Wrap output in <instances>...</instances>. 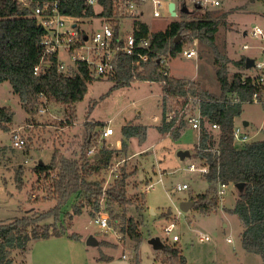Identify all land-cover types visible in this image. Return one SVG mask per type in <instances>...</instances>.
I'll use <instances>...</instances> for the list:
<instances>
[{"label":"rangeland","instance_id":"1","mask_svg":"<svg viewBox=\"0 0 264 264\" xmlns=\"http://www.w3.org/2000/svg\"><path fill=\"white\" fill-rule=\"evenodd\" d=\"M168 1L163 0L165 15L159 17L153 15L150 2L137 7L139 13L144 12L141 19L151 31L165 30L171 21L179 18V15H168ZM220 1L219 5H214L212 0H178L179 6L185 4L192 12L196 10L197 4L201 5L203 13L207 11L218 20L219 27L214 45L195 37L186 46L196 48L199 58L187 57L183 51L166 58L170 75L197 80L203 88L217 96L222 95L216 73L221 63H225L229 78L232 79L236 73H257L256 67L247 70L237 64L239 59L252 57L256 62L264 61V40L251 33L256 27L264 29V1ZM94 7L97 13L101 10L98 3ZM200 13L195 11L193 15ZM86 21L83 25L91 31L100 29L106 20L96 15ZM127 23L129 28L130 21ZM245 45L248 47L245 48ZM60 55L66 60L63 50ZM114 84L115 81L108 76H98L89 81L85 97L76 103V120L67 124L66 105L40 95L37 110L30 114L19 95L13 92L11 83L0 82V107L8 106L13 111L9 130L0 128V221L8 222L25 214L46 212L56 205L55 199H48L44 181H38V175L31 170L38 162H51L55 151L68 156L79 155L91 137L95 139L91 149L97 150L103 146L117 148L118 141L124 137L121 129L124 124L134 122L148 128L144 142H140L137 137L129 138L127 146L99 176L105 178L103 186L107 189L121 173L127 172V195L132 199L138 198L140 203L144 196L146 201L140 204L144 206L138 209L135 202L126 207L115 203L106 205L103 201L101 210L109 216V228H102L94 221L99 212L93 214L91 208L71 215L75 202L74 197H71L63 205L59 219L51 211L42 220L43 223L56 221L58 226L63 224L66 227L65 234L32 241L29 249L15 252L13 264H27L25 261L28 264H161L158 257L160 252L149 240L158 236L162 241L175 243L174 234L179 235L177 244L190 264H264L259 253L247 251L243 247L241 235L244 225L237 214L227 211L226 207L233 206L237 198V192L231 185L225 188L223 196L217 191L220 204L210 214L196 208L187 212L181 209L183 200L205 192L209 183L204 173L189 169L191 163L201 167L200 161L193 155L199 131L188 128L179 139H174L171 133H162L158 128L163 115L160 82L133 81L130 85L113 88ZM154 114L160 119L154 120ZM110 119L115 133L101 138L102 129ZM245 121H248V125H244ZM236 123L249 130L251 141L264 139V102H244ZM14 131L21 132L26 139V144L21 148L13 146ZM179 150H190L192 155L181 159ZM20 165L25 168L24 183L17 178L16 168ZM114 166L117 176L112 171ZM151 182L154 187L147 190L146 185ZM185 182L189 188H176L178 183ZM33 184L40 187L30 193ZM220 188L221 184L218 190ZM37 196L42 200L34 202ZM111 212L117 217L116 221L111 218ZM164 212H171L172 215L167 217ZM124 216H133L140 223L143 240L137 248L135 241L116 227L121 225ZM172 222H175V226L171 234L167 235L165 227ZM72 232L80 236L75 237L71 235ZM203 235H208L209 239L202 240ZM91 237L96 240L95 244L89 243ZM105 255L112 258L97 261L99 256Z\"/></svg>","mask_w":264,"mask_h":264},{"label":"trees","instance_id":"2","mask_svg":"<svg viewBox=\"0 0 264 264\" xmlns=\"http://www.w3.org/2000/svg\"><path fill=\"white\" fill-rule=\"evenodd\" d=\"M99 3L102 8L98 13L86 0H67L63 8L65 13L75 17L118 15L114 0H99ZM35 5L34 2L25 5L17 0H0V82L11 83L13 92L19 95L30 114L37 110L40 95L66 105V122L72 124L77 118L76 103L85 97L88 82L94 77L85 63H81L79 72L73 74L59 70L55 55L51 56V66L35 72L44 50L41 42L44 30L37 24L33 14ZM197 5L195 11H201L199 15L194 16L195 11H185L182 8L179 18L174 19L165 30L151 31L146 22L139 21L137 36H149L151 41V49L147 51L148 60L141 66H136L133 65L132 56L123 54L117 58L115 73L109 75V78L115 81L113 88L130 85L133 81L160 82L163 119L158 128L162 133H171L174 139H179L190 125L183 120L173 127L174 121L165 118L166 111L176 99L188 95L202 97L203 121L193 155L209 166V172L205 174L209 186L205 192L190 197L195 201L192 209H200L205 214L216 211L220 204L218 186L231 185L237 192V198L233 206L226 208L228 212L237 214L244 225L242 245L247 251L259 253L264 259V139L248 141L239 146L234 142L233 130L243 102L232 103L230 99L232 94L238 93L244 102L252 101V94L257 89L255 78L249 74L236 73L230 79L225 63H221L216 73L222 95L217 96L203 88L197 80L170 75L166 67V58L182 52L195 37L214 45L219 22L207 11L203 13L202 6ZM178 34H181V39L175 42ZM246 58L239 59L237 64L248 70ZM12 122V109L1 106L0 128L9 130ZM213 123L218 128H212ZM121 129L124 136L121 148L103 146L90 153L95 141L91 137L83 145L79 155L68 156L55 151L51 162H38L32 167V172L38 175L37 180L44 181L43 187L48 199H55L56 205L46 212L25 214L8 222L0 221V264H13L15 252L29 249L31 242L36 239L65 234L66 227L63 224L58 226L56 221L43 223L42 220L51 211L58 218L63 205L71 197L75 199L71 215L80 214L85 208H91L95 214L101 210L103 201L106 205L115 203L126 207L135 202L138 209L144 206L140 205L146 201L144 196L140 203L138 198L132 199L127 195V172L121 173L107 189L103 186L105 178L99 177L112 164L113 158L127 146L129 138L137 137L140 142H144L148 131L146 125L134 122L124 124ZM24 169L22 165L16 168L17 178L22 183ZM38 187L33 184L30 193ZM41 200L38 196L34 198V202ZM165 214L167 217L172 215L171 212ZM111 218L117 220L113 212ZM123 219L121 225L116 227L132 238L137 248L143 240L140 223L133 216H124ZM71 235L80 236L76 232ZM163 242L164 246L156 249L160 252L158 257L161 264H190L178 246V240L175 243ZM104 259L109 258H99Z\"/></svg>","mask_w":264,"mask_h":264},{"label":"built area","instance_id":"3","mask_svg":"<svg viewBox=\"0 0 264 264\" xmlns=\"http://www.w3.org/2000/svg\"><path fill=\"white\" fill-rule=\"evenodd\" d=\"M20 3L29 5L36 3L33 9V14L37 19V24L44 30L42 37L43 54L39 64L35 67L37 73L45 66H51V56L55 55L58 59L59 70L66 73H76L80 70V64L85 63L89 68V73L94 78L98 76H108L115 73L116 60L119 56L125 54L133 57V65L141 66L149 58L147 53L151 49V41L149 36H137L139 30V21L143 11L138 12V8L150 2L152 4V12L155 17L165 15L163 12V0H114L115 9L118 15L115 17L103 16L106 21L100 29H92L89 31L83 24L87 21V17H75L64 12L63 4L67 0H17ZM88 4L93 5L99 3V0H86ZM176 3L173 15L169 11V16L177 17L185 4L179 6L178 0L168 1V10L170 2ZM264 1V0H263ZM220 0H212V4L219 5ZM101 6V5H100ZM138 7V8H137ZM102 8V6H101ZM176 19V18H175ZM130 21V26L127 28V21ZM145 22V21H143ZM252 36L260 37L264 40V29L256 27L252 32ZM248 45H245L247 48ZM63 50L66 54L64 60L60 51ZM264 50V49H263ZM183 53L187 57L199 58V52L194 47H185ZM255 60V59H254ZM253 67L257 68V73L249 74L255 78L257 89L252 94V101L264 102V61L256 62ZM43 96V95H41ZM44 97V96H43ZM232 103H241L243 99L238 93L232 94L230 97ZM202 97L188 95L180 99H176L165 113V118L168 121H174L173 127L178 126L183 120L187 121L190 128L200 131L203 121L202 114ZM43 111V109H42ZM154 120L160 119L158 115L152 116ZM163 115L161 117V121ZM112 120L103 127L101 138H106L115 133ZM212 128H218V125L213 123ZM233 139L236 144L242 145L251 141V135L246 129L240 125H236L233 130ZM12 143L15 147L21 148L25 145L26 139L19 131H14L12 135ZM90 153H94V149H90ZM201 163V167H197L194 163L189 165L192 171H201L204 174L209 172V166ZM112 171L117 176V169ZM222 188L218 190V194L223 196L226 192L227 184H221ZM154 184L148 183L146 189L153 188ZM176 188L184 190L189 188L188 183H178ZM94 221L102 228H109V216L104 211L99 213L94 218ZM175 222L170 223L165 227L167 235L171 234ZM180 237L178 234L173 235V240L177 241ZM201 239H209L208 235L201 236ZM231 241V238H228Z\"/></svg>","mask_w":264,"mask_h":264},{"label":"water","instance_id":"4","mask_svg":"<svg viewBox=\"0 0 264 264\" xmlns=\"http://www.w3.org/2000/svg\"><path fill=\"white\" fill-rule=\"evenodd\" d=\"M175 6H176V3L174 1L170 2L169 11L173 15L176 14ZM183 10L189 11L188 8L186 7V5L183 6ZM180 39H181V34H178L177 37L175 38V42H178ZM254 64H255L254 58H252V57H247L246 58V67L247 68L253 67ZM244 125H248V122L245 121ZM178 155H179V157L181 159H184L186 157H190L192 155V153H191L190 150H179ZM41 163H44V162L41 161ZM239 185L240 184H237V186H239ZM194 204H195V201L190 198V199H187V200H183L180 203V207H181V209L183 211L187 212L194 206ZM92 239H93L92 237L89 239V243L95 244L96 240H92ZM149 241H150V243H152V245H153V247L155 249H160V248H162L164 246V242L158 236H154V237L150 238Z\"/></svg>","mask_w":264,"mask_h":264},{"label":"crops","instance_id":"5","mask_svg":"<svg viewBox=\"0 0 264 264\" xmlns=\"http://www.w3.org/2000/svg\"><path fill=\"white\" fill-rule=\"evenodd\" d=\"M253 1V0H252ZM172 22V21H171ZM170 22V23H171ZM149 26V25H148ZM162 99H163V96H162ZM161 104H162V101H161ZM138 112H141V110H138ZM157 115V114H156ZM248 122V121H247ZM246 131H248L249 132V130H246ZM250 133V132H249ZM105 139V138H104ZM122 140H119L118 141V144H117V148H121L122 146ZM105 256H107L109 259H111L112 258V256H110V255H105ZM125 255H123V257H124ZM99 258H100V256H99ZM97 261H99V259H97ZM26 263L28 264V261H26Z\"/></svg>","mask_w":264,"mask_h":264}]
</instances>
